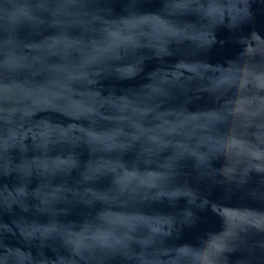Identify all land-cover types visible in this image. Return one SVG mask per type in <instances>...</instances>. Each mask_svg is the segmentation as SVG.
I'll return each mask as SVG.
<instances>
[{
	"label": "water",
	"instance_id": "obj_1",
	"mask_svg": "<svg viewBox=\"0 0 264 264\" xmlns=\"http://www.w3.org/2000/svg\"><path fill=\"white\" fill-rule=\"evenodd\" d=\"M0 264H264V0H0Z\"/></svg>",
	"mask_w": 264,
	"mask_h": 264
}]
</instances>
